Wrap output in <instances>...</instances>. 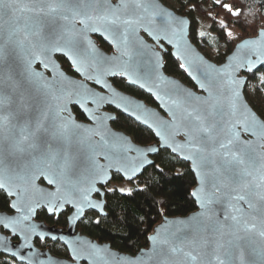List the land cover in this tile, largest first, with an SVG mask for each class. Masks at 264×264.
I'll return each mask as SVG.
<instances>
[{
    "label": "snow or ice",
    "instance_id": "1",
    "mask_svg": "<svg viewBox=\"0 0 264 264\" xmlns=\"http://www.w3.org/2000/svg\"><path fill=\"white\" fill-rule=\"evenodd\" d=\"M215 3L220 5V0ZM222 7L233 17L242 15L239 7L227 3ZM186 23L156 0H0V152L17 161L13 164L0 160V190L15 197L6 202L14 215H0V225L13 234L19 232L24 244L31 247L29 233L35 234V225L25 223L31 214L42 207L48 213L60 212L65 204L73 205L80 214L86 207H99L90 199L91 193L99 194L95 185L105 183L110 178L108 169L116 165L118 173L131 179L125 162L136 158L126 153L141 151L125 138L114 137L98 117H90L94 125L90 127L75 122L68 110L73 96L80 97L75 102L82 108L88 97L94 103L104 97L82 95L77 89L83 85L75 81H68L74 85L69 91L53 55L66 57L76 73L96 84L102 83V76L119 75L144 88L139 78L128 74L124 57H130L129 45L138 40L140 30L153 39L158 38L157 32H163L170 44V36L176 37V55L184 60L179 68L191 75L192 61L180 52V35ZM220 26L225 27L223 21ZM90 34H99L118 55H104ZM226 35L235 39L231 31ZM140 47L146 46L140 42ZM236 48H247L256 60L233 55L220 67L205 64L204 80L198 81L205 95L185 92L181 100L179 92L183 90L176 87L177 98L171 100L169 120L158 118L154 126L123 108L154 131L165 149L191 162L197 186L190 195L199 210L187 220H166L165 224L173 225L174 230L164 226L155 229L148 237L152 244L147 251L135 262L120 258L119 264H264V112L258 115L242 102L240 86L245 82L235 75L239 69L252 71L256 62L264 63V30ZM17 50L24 65L22 79L14 77L9 68V60ZM35 62L51 72L52 78L35 70ZM153 95L162 99L158 93ZM37 101L39 118L34 125L12 124L14 115L19 118L35 109ZM13 105L18 110L15 113ZM66 112L68 115H63ZM242 134L253 139L243 140ZM160 144L148 146L146 151L157 152ZM99 156L108 163L100 164ZM78 160H86L87 167L81 169ZM144 163L150 162L141 161L140 166ZM130 170L135 175L140 167L133 163ZM41 177L55 190L36 199L33 194L42 191L36 185ZM217 205L223 207L222 219ZM0 243L7 250L8 241L0 237ZM69 247L75 259L77 250ZM91 247L93 255L106 251ZM28 264L36 261L29 257Z\"/></svg>",
    "mask_w": 264,
    "mask_h": 264
},
{
    "label": "water",
    "instance_id": "2",
    "mask_svg": "<svg viewBox=\"0 0 264 264\" xmlns=\"http://www.w3.org/2000/svg\"><path fill=\"white\" fill-rule=\"evenodd\" d=\"M156 2L159 3L160 7L164 8L166 11L172 12L174 16H177L187 21V23L182 26L183 30L180 35V44H181L180 52H182L184 56H186L189 60L192 61L190 65L191 75L188 72L182 70L186 78L191 82L192 87L184 84L178 78L170 76L164 72V56L166 54L169 53L170 56L174 60H176L179 64L183 63L184 60L178 58L176 55L177 48L175 47V43L177 38L170 36V38L173 39V43L170 44L168 43V40L164 38L163 32H157L158 38L153 39L151 36L148 35L147 32L140 30L137 33L138 40L134 39L133 42L129 45L130 57H124V60L128 61V68H127L128 74L132 76L133 79L139 78L140 83L145 84L144 88H141L139 86V83L131 84L127 76H119V75L102 76L101 77L102 83L96 84L94 80L86 79L84 76H81L79 73H76L75 70L71 67V63L67 60L66 57H63L60 54H54L52 59L55 61L59 72L62 73L63 77L65 78L64 81L65 86L69 91L73 90L74 85L69 84L68 81H75L83 85L82 89H77V91H79L82 95L87 96V93H95L96 98L104 97L103 100H99L97 103L93 102L92 97H88L87 102L84 104V107L82 108L80 104L75 102L77 99H80V97L73 96L72 97L73 102L68 104V110L71 113V116L75 120V122L81 124L83 127H90V126H94L90 117L91 116L98 117L100 118L102 123L110 130V132L113 134L114 137L125 138L134 147L139 148L141 151L140 152L130 151L126 153L127 156L136 158L134 161L125 162L129 166L128 174L131 175L132 177L131 179H128L123 174V172L118 173L117 167H119V165H116L115 167L108 169V176L110 178L105 183L103 184L97 183L95 185V187L99 189V194H97L96 192L91 193L90 199L94 201L96 204H98L99 207L95 209L86 207L84 212L80 214V213H76L73 205L65 204L60 212L48 213L47 209L42 207L37 209L35 213L31 214L30 220L25 222L35 225V234L31 232L29 233L30 240L28 241V243L31 245V247H28L24 244L22 236L20 235L19 232L13 234L10 229H5L2 225H0V237H3L8 241L7 250H5L4 244L0 243V256L11 258L18 264H28L29 257H32L36 261V264H39V261H43L44 264H50V261L54 262V264H119L120 258L132 260L133 262H135L137 258L141 256L142 252L147 251L151 247L152 244L151 241L148 240V245L146 248L140 250L134 256H131L114 250L110 244H106V243L99 244L97 241L88 238L87 236L81 234L77 230L78 224L89 213H95L100 217L106 216V212H105L106 202H105L104 190L107 187V185L112 181L113 176L118 175L125 182H133L136 179H138L144 173L145 170H147L148 168L154 165V157H156L160 151H168L173 156L178 158L181 162L188 165L190 172L194 176L195 187L197 186L195 172L192 170L191 162L185 161L179 155V153H172L171 149H165L164 146L160 144V138L155 135L154 131H152L150 128H148L147 125L141 123L140 121H136L135 117L130 116L127 112L123 111V108L124 107L129 108L131 112H135L136 115H140L142 120L147 119L149 123L153 124L154 126H157L158 118L163 120L170 119L168 109L171 106V100L177 98V93L174 91L176 87L183 90L179 92V98L181 100L185 98L184 96L185 92H191L195 96L205 95L204 91L200 88V84L198 83V81L204 80L203 71L205 64H211L214 67H220L228 62V57L230 56L236 55L237 59H243L245 57H249L250 54L247 48L237 50L236 45L242 43L243 42L242 40L234 46L233 50L224 59V62L222 64L220 65L214 64L213 62L209 61L191 42L190 20L185 16H181L177 14L175 11L165 6L160 0H156ZM159 23H160L159 20H157V25H159ZM258 32L254 37L248 39H255L257 37ZM90 38L95 42L97 49L100 52H102L104 55L107 56L118 55L116 49L110 43L105 41L99 34H90ZM98 40H101L106 46H108L110 48V52H106L102 48H100ZM140 42H142L143 45H145L146 47L141 48ZM153 52L158 53V56L153 55L152 54ZM58 58H62L63 60H65V62L68 64L70 68L71 74H68L66 71H64L61 63L58 61ZM250 58L253 61L256 60L255 56H250ZM115 63L119 64V61ZM157 64L159 65V67H157ZM32 67L37 71L43 72L45 76L52 78L53 74L51 72L44 70L42 65L39 64V62L33 63ZM9 68L14 77H16L17 79H22L21 74L24 71V65L19 50H17V54L12 56V58L9 60ZM262 68H264V63L256 62L255 67L252 69V71H248L247 67H245L239 69L235 73L237 79H242L245 82L243 85L240 86L241 100L252 111L254 110L250 107V105L246 101L244 91L248 84L249 76L256 74ZM193 76H196L197 79H193L192 78ZM114 79L122 80L125 82L127 86L140 90L141 92H143L145 95L149 96L152 99L155 106L148 105L144 101L139 100L125 92L118 90L112 83ZM104 84H107V87H105ZM149 89H151V91H149ZM85 90H87V92H85ZM153 93H158L162 97V99H157V97L153 95ZM117 105H120V107H117ZM39 107L40 105L39 102L37 101L35 109H29L27 112L19 116V118H17V116L14 115L12 119V124L23 125L25 123L31 122L34 125L36 119L39 118V110H38ZM74 108L77 109L82 114L85 121L77 120L76 115L74 113ZM13 111L14 113L18 111L15 105H13ZM117 114H120L132 120L139 126L150 131L155 139V143L148 146H156L160 144L158 151L148 152L146 151V148L148 146L138 145L134 143L131 137L126 135L124 132L115 130L112 127V123L115 122L117 118ZM63 115L67 116L68 113L67 112L63 113ZM16 131L18 132V127L16 128ZM177 139L179 140L181 138L177 137ZM241 139L250 140L253 138L249 134H242ZM0 160H2L4 163L14 164L17 162L14 157H8L7 153H3V152H0ZM97 160L100 164L108 163L107 161L104 160L102 156L97 157ZM141 161H147L150 163H144L143 166H140ZM77 162L81 167V169L87 167L86 160H78ZM133 163H135L137 167H140V171L136 172L135 175H132L130 170ZM36 185L39 189L42 190L41 192H36L33 194L36 199H40V197L43 194L55 190L54 186L49 185L47 180L44 179L43 177L39 178L36 181ZM0 192H2L9 201L15 199V197L8 196L3 190H0ZM191 198L194 201V198L192 196ZM195 206H196V210L193 213L189 214L188 216L175 217V218H165V217L162 218L161 222L154 227L151 235L154 234L155 229L161 228V226L167 227L170 230H174V226L166 225L165 221L187 220L189 217L194 215L199 210L198 205L196 203ZM216 207H217V211L220 212L222 219L223 207L220 205H217ZM66 209H68L70 213L66 219L65 229L56 228L54 226H48L44 222L37 220V214L40 211H44L48 216L55 215L57 217ZM5 214L12 216L14 215V210L11 211L10 213L0 211V215H5ZM41 235L44 237V239H40ZM53 237H56V239H53ZM36 241H39L41 243L44 241H49L52 243L60 244L66 249L68 254V259L56 257L52 255L49 250H42L38 248L35 245ZM69 245H71L73 248L77 250V256L75 259H73V253ZM93 245L95 246V248L106 249V251L96 252L93 255L94 249L91 247ZM13 253H15L16 255H13ZM33 253H35L36 255L34 256ZM21 257H24V259H21Z\"/></svg>",
    "mask_w": 264,
    "mask_h": 264
},
{
    "label": "trees",
    "instance_id": "3",
    "mask_svg": "<svg viewBox=\"0 0 264 264\" xmlns=\"http://www.w3.org/2000/svg\"><path fill=\"white\" fill-rule=\"evenodd\" d=\"M163 3V0H161ZM171 9L190 20V40L199 47V40L203 39L205 46L218 54L217 62L222 64L231 53L234 46L240 41L252 38L264 29V0H221L220 5L215 0H170ZM165 3V1H164ZM163 3V4H164ZM239 7L242 15L237 18L231 16L222 7L223 4ZM225 27L221 29L220 22ZM231 31L235 39L226 35ZM200 33H204L200 36ZM100 48L110 52V48L98 40ZM63 69L69 74L70 68L62 58H58ZM164 72L178 78L184 84L192 87L186 78L179 63L170 54L164 56ZM255 82H258L256 85ZM113 85L146 104L155 106L152 99L140 90L129 87L124 81L114 79ZM251 93L264 94V68L256 74L249 76V81L244 91L246 101L259 115L261 111L251 99ZM77 120L83 121L82 114L74 108ZM112 127L130 136L134 143L148 146L155 143L150 131L139 126L132 120L117 114ZM123 181L120 176L114 175L112 182ZM142 185L130 194H121L114 190H105V217L95 213L87 214L78 224L77 230L99 244H110L111 247L123 254L134 256L148 245V237L152 234L162 218L185 217L196 210L190 193L195 187L194 176L187 164L181 162L168 151H160L154 157V165L144 171L136 179ZM134 182V181H133ZM9 200L0 192V211L10 213L6 207ZM68 210L62 212L58 218L47 217L40 211L37 220L56 228L66 227ZM37 246L59 258H68L66 249L58 243L45 241L37 242ZM0 264H18L11 258L0 256Z\"/></svg>",
    "mask_w": 264,
    "mask_h": 264
},
{
    "label": "rangeland",
    "instance_id": "4",
    "mask_svg": "<svg viewBox=\"0 0 264 264\" xmlns=\"http://www.w3.org/2000/svg\"><path fill=\"white\" fill-rule=\"evenodd\" d=\"M161 1V0H160ZM165 1V3H164ZM221 1V0H220ZM163 3L165 6H167L168 8H172L174 7L172 5V3L170 2V0H163ZM175 8V7H174ZM200 35V34H199ZM201 36V35H200ZM199 47L198 50L211 62H213L214 64L220 65L217 62V57L218 54L212 50H210L207 46H205L203 39L199 40ZM63 68V67H62ZM65 71V70H64ZM67 72V71H66ZM68 73V72H67ZM69 74V73H68ZM256 85L258 84V82H255ZM251 99L252 101L255 103V105L259 108V110L261 112H264V94L258 93V94H254L251 93ZM142 187V185L140 183H138V181H134V182H125V181H121V182H111L108 186H107V190L111 189L114 191H117L118 193L121 194H130L131 192H133L136 189H140ZM123 190V191H121ZM39 213V212H38Z\"/></svg>",
    "mask_w": 264,
    "mask_h": 264
},
{
    "label": "flooded vegetation",
    "instance_id": "5",
    "mask_svg": "<svg viewBox=\"0 0 264 264\" xmlns=\"http://www.w3.org/2000/svg\"><path fill=\"white\" fill-rule=\"evenodd\" d=\"M58 61H59V60H58ZM83 121H85V120H83ZM111 182H112V181H111ZM111 182H110V183H111ZM110 183H109V184H110ZM109 184H108V185H109ZM108 185H107V186H108ZM106 188H107V187H106ZM106 188H105V190H106ZM105 190H104V191H105ZM67 210H68V209H66L65 211H67ZM65 211H64V212H65ZM68 211H69V210H68ZM42 212H44V211H42ZM44 213H45V212H44ZM69 213H70V211L68 212V215H69ZM45 214H46V213H45ZM46 215H47V214H46ZM68 215H67V216H68ZM37 216H38V214H37ZM47 217H50V218H51V217H54L55 219L58 218V216L56 217L55 215H52V216H48V215H47ZM66 219H67V218H66ZM38 221H39V220H38ZM45 224H46V223H45ZM48 226H50V225H48ZM64 229H65V228H64ZM37 242H39V241H36V242H35V245H36V246H37V244H36ZM44 242H45V241H44ZM40 243H41V242H40ZM42 243H43V242H42ZM37 247H38V246H37ZM38 248H39V247H38ZM42 250H43V249H42ZM67 259H68V258H67Z\"/></svg>",
    "mask_w": 264,
    "mask_h": 264
}]
</instances>
